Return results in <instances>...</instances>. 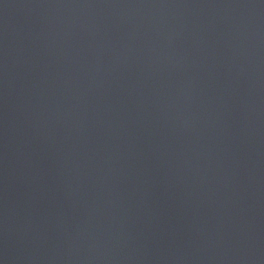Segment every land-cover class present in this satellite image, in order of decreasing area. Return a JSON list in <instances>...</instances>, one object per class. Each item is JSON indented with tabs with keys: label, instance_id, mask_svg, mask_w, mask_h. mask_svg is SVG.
<instances>
[{
	"label": "water",
	"instance_id": "obj_1",
	"mask_svg": "<svg viewBox=\"0 0 264 264\" xmlns=\"http://www.w3.org/2000/svg\"><path fill=\"white\" fill-rule=\"evenodd\" d=\"M0 264H264V0H0Z\"/></svg>",
	"mask_w": 264,
	"mask_h": 264
}]
</instances>
